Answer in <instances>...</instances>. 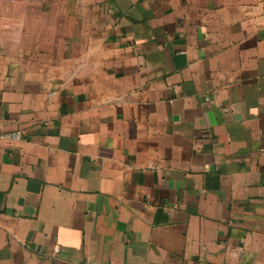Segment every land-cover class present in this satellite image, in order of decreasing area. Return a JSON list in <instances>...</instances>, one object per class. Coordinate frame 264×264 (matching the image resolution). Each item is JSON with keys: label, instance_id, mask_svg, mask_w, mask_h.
I'll list each match as a JSON object with an SVG mask.
<instances>
[{"label": "crops", "instance_id": "1", "mask_svg": "<svg viewBox=\"0 0 264 264\" xmlns=\"http://www.w3.org/2000/svg\"><path fill=\"white\" fill-rule=\"evenodd\" d=\"M14 131L0 264H264V0H0Z\"/></svg>", "mask_w": 264, "mask_h": 264}, {"label": "built area", "instance_id": "2", "mask_svg": "<svg viewBox=\"0 0 264 264\" xmlns=\"http://www.w3.org/2000/svg\"><path fill=\"white\" fill-rule=\"evenodd\" d=\"M22 132L20 131H14V132H10V133H5L0 135V139H6V140H10V141H20L22 139ZM58 250H55V253H57Z\"/></svg>", "mask_w": 264, "mask_h": 264}]
</instances>
